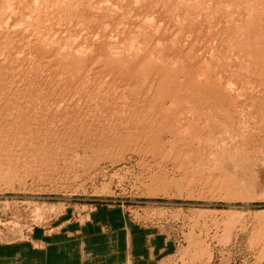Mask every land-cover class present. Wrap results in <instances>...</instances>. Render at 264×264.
<instances>
[{"label":"rangeland","instance_id":"obj_1","mask_svg":"<svg viewBox=\"0 0 264 264\" xmlns=\"http://www.w3.org/2000/svg\"><path fill=\"white\" fill-rule=\"evenodd\" d=\"M85 2L49 59L29 38L10 57L0 23V248L101 231L156 264H264V0Z\"/></svg>","mask_w":264,"mask_h":264},{"label":"bare ground","instance_id":"obj_2","mask_svg":"<svg viewBox=\"0 0 264 264\" xmlns=\"http://www.w3.org/2000/svg\"><path fill=\"white\" fill-rule=\"evenodd\" d=\"M86 1V0H85ZM212 2V1H211ZM226 2V1H225ZM2 4V5H1ZM85 4H86V2L84 3V0H0V23H2L5 27H10L11 28V30H9V32H8V35H9V37H7L6 38V41H5V43H4V45L6 46V49L5 50H7L6 52H7V54L8 55H10V57L14 54V52H16V48H17V46L19 47V44H22V40L24 39V38H29V42H31V44H33V45H36V44H38V51H36V53H37V55L39 56V57H44V58H47V59H49V58H51V56H53L54 54H55V52L51 55V52L50 51H53L51 48L49 49V47L48 46H44V48L46 49L45 51H44V49L42 50L40 47L42 46L43 47V45H41L40 43L43 41L42 39H44V37H48L49 35H50V32H51V30L52 29H54V22H55V20H59V19H61L62 17H64V16H67V17H70L71 16V14H69V12H70V9L72 8V7H75V8H77V9H79V8H83L84 6H85ZM110 4V3H109ZM114 4H116V3H114ZM209 4H211V3H209ZM208 4V5H209ZM229 4H231V3H229V2H227V4L226 5H229ZM148 5V4H147ZM50 8L49 10L51 11V12H53L54 11V13H53V15L54 16H56V15H60V16H56L55 18H53L51 21L49 20L48 22H47V25H43V26H41V23H42V19H41V17H40V15H41V13L43 12L42 11V9L43 8ZM145 7V6H144ZM147 7V6H146ZM62 8H64L65 10H63ZM69 9V12L67 11ZM100 9V8H99ZM44 10V9H43ZM74 10V9H73ZM87 10V9H86ZM144 10V9H143ZM146 11V10H145ZM87 13V12H86ZM85 13V14H86ZM136 13V12H135ZM84 14V18L86 19V17H87V15L89 16L90 15V13H88L87 15H85ZM143 14V13H142ZM98 15V14H97ZM96 15V16H97ZM137 15H139V14H137ZM86 16V17H85ZM92 16V15H91ZM143 16H144V14H143ZM189 16V15H188ZM25 17H29L30 18V21H29V23H27L28 24V26H29V30L27 31V32H23V31H21L19 28H14V27H16L15 25L21 20L22 21V19H24ZM71 18V17H70ZM141 18H143L142 16H141ZM240 18V17H239ZM19 19V20H18ZM84 19V20H85ZM88 19V18H87ZM87 19L85 20V21H87ZM90 19H93V17L92 18H90ZM135 19V18H134ZM133 19V20H134ZM258 19V21L260 20V18L258 17L257 18ZM140 19H138V21H139ZM191 20H192V17H191ZM84 21V22H85ZM89 21V20H88ZM142 21V20H141ZM240 21H243V20H241V18H240ZM261 21V20H260ZM60 22V21H59ZM91 22V21H90ZM236 22V21H235ZM22 23V24H21ZM20 24H18L19 26H23V24H25V23H23V21L21 22ZM1 24V25H2ZM136 24V23H135ZM25 26V25H24ZM134 26V25H133ZM183 27V26H182ZM184 28H186V27H183V29ZM258 35H257V37L258 36H260V37H264V30H263V28L261 27V26H259L258 25ZM55 31V30H54ZM61 31V30H60ZM187 31V30H186ZM186 31H185V29H184V31H183V35H186L187 33H186ZM261 31V32H260ZM36 32H38V34H36ZM180 32V31H179ZM182 32V31H181ZM185 32V33H184ZM157 33H158V35L160 34V30H157ZM228 34V33H227ZM170 35H172V34H170ZM181 35V34H180ZM223 35H224V33H223ZM246 35V34H245ZM226 36V35H225ZM240 36V35H239ZM242 36L243 35H241V38H242ZM164 37V36H163ZM182 37V36H181ZM259 37V38H260ZM253 38L254 37H252L250 34H247V36H244L242 39H243V41H245V42H247V43H251L250 41H252L253 40ZM258 38V39H259ZM161 39H162V37H161ZM160 39V36H158V37H155L154 39H153V41H156L157 42V40H158V43H159V46H161L160 45V43L162 44V42H160L159 40H161ZM182 41V40H181ZM180 41V42H181ZM142 46V45H141ZM158 46V47H159ZM13 47V48H12ZM21 47H22V45H21ZM133 47V46H132ZM155 47H157V46H155ZM182 47L185 49V47H186V44L185 45H182ZM31 48H34L33 49V51H31V50H29L28 49V51L29 52H34L36 49H35V47H31ZM52 48H54V47H52ZM162 48H163V46H162ZM132 49V48H131ZM134 49V48H133ZM140 49H141V47H140ZM140 49H137V50H139L138 52L139 53H137V54H135V57L131 60V61H126L125 60V64H126V67H127V73H129V74H133V72L137 69V68H139V66L143 63L144 64V61L143 60H145V59H147V58H149L150 59V57H148V54H147V52L144 50V51H142V50H140ZM151 49V48H150ZM153 49V48H152ZM164 49V48H163ZM13 50H15V51H13ZM17 50H19L18 48H17ZM41 50H42V52H41ZM47 50H50V51H47ZM156 50V49H155ZM45 53H44V52ZM47 51V52H46ZM55 51V50H54ZM152 51H154V50H152ZM162 51V52H161ZM28 52V53H29ZM48 52H50V53H48ZM71 52H73V51H71ZM107 52H109V51H107ZM106 52V53H107ZM155 52V51H154ZM158 52V51H157ZM160 53H163V50L161 49L160 51H159ZM158 52V53H159ZM46 53H48V54H46ZM69 53H70V51H69ZM135 53V52H134ZM197 53V52H196ZM17 54V53H16ZM70 54H75L74 52L73 53H70ZM95 54V53H94ZM97 54V53H96ZM152 54V53H151ZM154 54V53H153ZM156 54V53H155ZM93 55V54H92ZM91 55V56H92ZM98 55L99 54H97V56L95 55V57H98ZM167 55H169L168 53H167V51L166 52H164L163 53V55H161V56H163V59H166V57L165 56H167ZM203 55V54H202ZM202 55H200L199 54V56L197 55V57H199L198 59H196V57H195V59L198 61L199 59H201L202 58ZM99 56H101V55H99ZM150 56V55H149ZM176 56V55H175ZM196 56V55H195ZM95 57H90V59H86L87 61H85L84 62V64H82V67H83V71L85 70V72H86V68H89L90 66H92V64H91V60H94L93 58H95ZM128 57V56H127ZM201 57V58H200ZM6 58H7V60L6 61H8V57L6 56ZM151 58H153L154 59V57H151ZM194 58V57H193ZM130 59H131V57H130ZM148 60V59H147ZM151 60V59H150ZM153 61V60H152ZM193 61V60H192ZM199 62V61H198ZM147 63V62H146ZM146 63H145V66H147L146 65ZM149 63V62H148ZM194 63V62H193ZM149 64H152V63H149ZM159 65H154V68L152 69V71H151V73L148 75L149 76V79H150V81H148V82H151V81H153L154 80V78L156 77L157 78V76H162V71H163V69H164V63H158ZM161 64V65H160ZM195 64H197V62L195 63ZM144 66V67H145ZM148 66H150V65H148ZM193 66H195V65H193ZM254 66L256 67V70H259L260 68H259V66H260V64L258 65V63L257 64H254ZM151 67H153V66H151ZM260 67H262V66H260ZM147 68V67H146ZM149 68V71H150V67H148ZM210 68V67H209ZM92 69H93V67H92ZM165 69H166V67H165ZM94 70H95V67H94ZM146 70V69H145ZM264 70V69H263ZM210 71V70H209ZM146 72V71H145ZM192 72H193V70H192ZM260 72V71H259ZM98 73V72H97ZM135 73V72H134ZM83 74H85V73H83ZM83 74H81V76L83 75ZM194 74V73H193ZM198 74V73H197ZM260 74V73H259ZM94 76V79L93 80H95V78H96V73H94L93 74ZM127 75V74H126ZM126 75H125V79L124 80H126V78H127V80L130 78V76H129V78H128V76L126 77ZM191 75V74H190ZM200 75V74H199ZM132 76V75H131ZM192 76V75H191ZM196 76V75H195ZM201 76V75H200ZM261 76H263V75H261ZM146 77V76H145ZM199 77V76H198ZM198 77H196V80H198L197 78ZM201 77H199V79H200ZM145 79V78H144ZM122 80V79H121ZM156 80V79H155ZM218 80V79H217ZM216 80V81H217ZM220 80V79H219ZM218 80V81H219ZM195 81V80H194ZM213 82H214V80H212ZM126 82V81H125ZM219 82H222L221 80L219 81ZM152 83V82H151ZM154 83V82H153ZM184 83V82H183ZM196 83H198L199 84V82H196ZM204 83V82H203ZM217 83V82H216ZM175 84V83H174ZM226 84V83H225ZM224 83H220V87H224V86H222V85H225ZM185 85V84H184ZM172 86V85H171ZM174 86V85H173ZM201 86V85H200ZM230 86H232V85H230ZM155 87V86H154ZM233 87V86H232ZM145 87H143L142 88V90L144 89ZM231 88V87H230ZM229 87H228V89H230ZM165 90H167V89H165ZM144 91V90H143ZM147 91V90H146ZM163 92H164V90H163ZM167 92H169L170 93V90L168 91H165L164 93H167ZM137 93V92H136ZM141 93H139L138 95H140ZM170 94H172V93H170ZM137 96V95H136ZM164 96V95H163ZM241 96V95H240ZM153 97V96H152ZM161 97V96H160ZM137 99H136V101L138 100V101H141V102H143V100H140L141 98H142V95H140L139 97L137 96L136 97ZM153 99H154V97H153ZM157 101V100H156ZM160 100L158 99V101H157V105H158V102H159ZM134 103V102H133ZM132 103V104H133ZM136 104H137V102H135ZM160 103V102H159ZM139 104H140V102H139ZM154 104H155V102H154ZM161 104V103H160ZM135 105V104H134ZM156 105V106H157ZM12 110H13V108H12ZM175 111V110H174ZM177 112V111H176ZM179 112V111H178ZM170 114V113H169ZM171 114H173V113H171ZM170 114V115H171ZM169 115V116H170ZM176 115H178V114H176ZM168 116V117H169ZM23 117V116H22ZM173 117V115H171V117L170 118H172ZM174 117H175V115H174ZM25 118V117H24ZM175 118H177V117H175ZM175 118H174V120H175ZM23 120V119H22ZM173 120V121H174ZM153 121V120H152ZM172 121V122H173ZM157 122H158V120H157ZM166 122V121H165ZM167 122H169V121H167ZM25 123V122H24ZM161 123V122H160ZM170 123H171V121H170ZM157 124V123H156ZM164 124V123H163ZM169 124V123H168ZM165 125V124H164ZM171 125H169V127H170ZM162 127V126H161ZM167 127V126H166ZM20 128V127H19ZM17 128V130H15V135H16V133H17V136L19 137V139L21 138L22 139V137H23V134L26 132L25 131V129L24 128ZM168 128V127H167ZM167 128H166V130H167ZM3 129H5V128H3L2 127V130L0 131V135H5V130L7 131L6 133H8V135H9V132L11 131H9V130H7V129H5L4 131H3ZM169 129V128H168ZM174 129V128H173ZM39 130V129H38ZM9 131V132H8ZM33 131H36V130H33ZM40 131V130H39ZM27 132H29V133H31L32 132V129L31 130H27ZM173 132V131H172ZM176 132V131H175ZM10 133H12V132H10ZM29 133L27 134H25V135H29ZM176 134V133H175ZM12 135H14V134H12ZM21 139L19 140V141H21ZM17 142V141H16ZM23 143H16L15 144V146H17V147H21V146H23L22 145ZM25 147V146H24Z\"/></svg>","mask_w":264,"mask_h":264},{"label":"crops","instance_id":"obj_3","mask_svg":"<svg viewBox=\"0 0 264 264\" xmlns=\"http://www.w3.org/2000/svg\"><path fill=\"white\" fill-rule=\"evenodd\" d=\"M84 232V231H83ZM132 253L114 233H85L45 244L28 243L0 248V264H156L139 260V250Z\"/></svg>","mask_w":264,"mask_h":264}]
</instances>
